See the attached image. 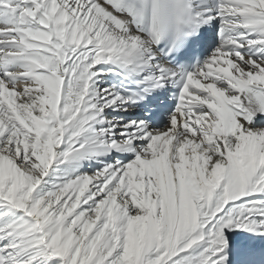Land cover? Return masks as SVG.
I'll list each match as a JSON object with an SVG mask.
<instances>
[{
	"label": "snow or ice",
	"instance_id": "6c2138e0",
	"mask_svg": "<svg viewBox=\"0 0 264 264\" xmlns=\"http://www.w3.org/2000/svg\"><path fill=\"white\" fill-rule=\"evenodd\" d=\"M0 264H264V0H0Z\"/></svg>",
	"mask_w": 264,
	"mask_h": 264
}]
</instances>
